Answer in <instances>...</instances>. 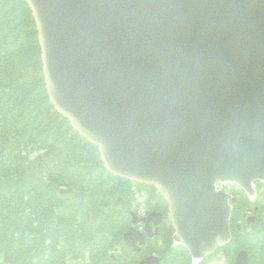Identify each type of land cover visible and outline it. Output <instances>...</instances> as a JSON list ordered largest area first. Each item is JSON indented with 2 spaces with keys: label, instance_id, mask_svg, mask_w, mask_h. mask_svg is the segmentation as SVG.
Returning <instances> with one entry per match:
<instances>
[{
  "label": "water",
  "instance_id": "1",
  "mask_svg": "<svg viewBox=\"0 0 264 264\" xmlns=\"http://www.w3.org/2000/svg\"><path fill=\"white\" fill-rule=\"evenodd\" d=\"M26 2L50 99L107 170L159 188L194 258L227 243L231 197L216 184L264 181V0ZM162 220L134 215L147 234L132 227L126 245L141 251Z\"/></svg>",
  "mask_w": 264,
  "mask_h": 264
},
{
  "label": "trees",
  "instance_id": "2",
  "mask_svg": "<svg viewBox=\"0 0 264 264\" xmlns=\"http://www.w3.org/2000/svg\"><path fill=\"white\" fill-rule=\"evenodd\" d=\"M138 193L167 214L155 187L108 172L99 148L57 111L29 4L0 0V264H138L154 249L163 264H192L185 247L172 248L168 218L159 247L125 246ZM256 205L264 211L263 200ZM249 236L235 231L223 249L255 259Z\"/></svg>",
  "mask_w": 264,
  "mask_h": 264
},
{
  "label": "flooded vegetation",
  "instance_id": "3",
  "mask_svg": "<svg viewBox=\"0 0 264 264\" xmlns=\"http://www.w3.org/2000/svg\"><path fill=\"white\" fill-rule=\"evenodd\" d=\"M228 189L230 191V187L228 186ZM238 191L235 192L230 191L229 193L232 195V197L238 198V203L235 204L237 206L239 203H246L247 200H251V205H254L252 207H248L243 209L244 207H239L238 211L236 213V219L233 221L232 225L237 229L238 231H244L247 230L250 235V239L252 244H255L257 249L260 251V255L262 258H260V255L258 256L256 253H254L252 256L255 258L253 260L254 264H264V211L261 212L259 206H255L253 203H257L259 200L264 201V182H257L255 187L254 195L251 196L248 193L244 192V195L241 196V194H235ZM244 199V200H243ZM239 213L240 216L237 214ZM251 216H255L256 218L254 221H251ZM169 229L171 230L172 234L170 237V243H172V248H176L177 244L174 242V227L169 220ZM220 250L216 249L214 253L211 255L205 257L204 259L198 261L197 264H210L211 261L215 259V257H218L220 255H224L223 253L219 252ZM211 260V261H210ZM194 264V263H193ZM229 264H232L231 261Z\"/></svg>",
  "mask_w": 264,
  "mask_h": 264
},
{
  "label": "rangeland",
  "instance_id": "4",
  "mask_svg": "<svg viewBox=\"0 0 264 264\" xmlns=\"http://www.w3.org/2000/svg\"><path fill=\"white\" fill-rule=\"evenodd\" d=\"M230 260H231L230 258L224 255H220L218 257H215L213 261L210 260L211 261L210 264H229Z\"/></svg>",
  "mask_w": 264,
  "mask_h": 264
}]
</instances>
